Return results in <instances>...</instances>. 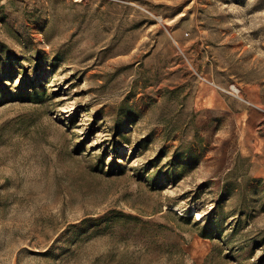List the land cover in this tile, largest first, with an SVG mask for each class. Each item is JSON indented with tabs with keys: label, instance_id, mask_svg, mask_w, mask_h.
I'll use <instances>...</instances> for the list:
<instances>
[{
	"label": "rangeland",
	"instance_id": "obj_1",
	"mask_svg": "<svg viewBox=\"0 0 264 264\" xmlns=\"http://www.w3.org/2000/svg\"><path fill=\"white\" fill-rule=\"evenodd\" d=\"M0 264H264V0H0Z\"/></svg>",
	"mask_w": 264,
	"mask_h": 264
},
{
	"label": "bare ground",
	"instance_id": "obj_2",
	"mask_svg": "<svg viewBox=\"0 0 264 264\" xmlns=\"http://www.w3.org/2000/svg\"><path fill=\"white\" fill-rule=\"evenodd\" d=\"M198 214H199V212H198Z\"/></svg>",
	"mask_w": 264,
	"mask_h": 264
}]
</instances>
